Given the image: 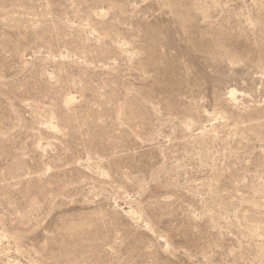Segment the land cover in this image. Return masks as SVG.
<instances>
[{
    "label": "rangeland",
    "instance_id": "rangeland-1",
    "mask_svg": "<svg viewBox=\"0 0 264 264\" xmlns=\"http://www.w3.org/2000/svg\"><path fill=\"white\" fill-rule=\"evenodd\" d=\"M0 264H264V0H0Z\"/></svg>",
    "mask_w": 264,
    "mask_h": 264
},
{
    "label": "bare ground",
    "instance_id": "bare-ground-1",
    "mask_svg": "<svg viewBox=\"0 0 264 264\" xmlns=\"http://www.w3.org/2000/svg\"><path fill=\"white\" fill-rule=\"evenodd\" d=\"M229 96H230L231 99H234V91L231 90L230 93H229Z\"/></svg>",
    "mask_w": 264,
    "mask_h": 264
}]
</instances>
